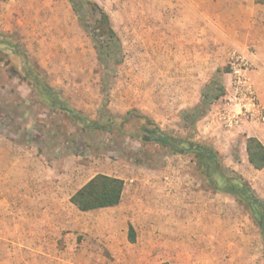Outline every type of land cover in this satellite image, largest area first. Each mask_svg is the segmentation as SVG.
Segmentation results:
<instances>
[{
    "label": "rangeland",
    "instance_id": "1",
    "mask_svg": "<svg viewBox=\"0 0 264 264\" xmlns=\"http://www.w3.org/2000/svg\"><path fill=\"white\" fill-rule=\"evenodd\" d=\"M88 1L109 15L119 38L120 49L109 58L104 67L106 70L99 62L92 36L84 27V23L90 28L96 26L100 16L85 0L81 15L75 12L70 0H0L2 138L27 146L29 152L43 160L46 172L74 176L76 189L99 174L129 180L138 175L164 178L167 175L174 177L173 173H177V177L191 181L195 188L211 191L197 169V159L193 155L171 154L157 144L140 140L145 122L141 117L148 118L177 139L189 136L182 112L201 103L203 93L208 91L213 80L227 88V61L221 65L220 59L214 64L211 76L200 89L199 102L170 101L169 95L173 94L170 91L177 95L183 92L179 87L166 86L169 73L165 70L164 58L159 62L156 60L154 65L153 49L175 50L182 44L175 41L177 34L173 33L171 37L173 23L163 22V18L154 19V10L163 14L164 8L153 7L151 0ZM191 31L183 36L179 34V37L184 41L186 36L193 40L200 38L201 32ZM155 32L159 38L156 43L153 41ZM103 40H106L105 36ZM255 42L257 39H244L241 33L235 42L225 44L224 56L234 46L254 55ZM254 62L253 71L258 72L260 68ZM39 83L48 84L55 91L53 100L45 95ZM184 91L193 94L196 89L191 85ZM197 91L199 93V88ZM64 106L78 117H72ZM222 106L221 100L213 101L207 115ZM108 117L113 118L108 130L91 129L95 122L106 126L105 118ZM9 118H12L10 122ZM200 121L194 140L214 146L222 155L225 167L239 173L264 200V169L255 170L246 152L248 137H256L264 143V122H248L233 130L216 122L214 129L218 135L211 137L204 131L200 133ZM200 130L204 129L201 127ZM230 198L235 208V226L229 237L232 244L228 254L220 255L218 264H264L261 229L235 198ZM84 216L76 210V217ZM122 232L117 230L114 235L117 244L123 237ZM104 233H98L96 229L75 235L76 241L69 250L78 252L85 241L109 239L107 232ZM4 249L0 245V255ZM95 249L102 250L108 258L131 252L122 245L93 246ZM11 253L6 254L16 261L7 264H24L16 252Z\"/></svg>",
    "mask_w": 264,
    "mask_h": 264
},
{
    "label": "crops",
    "instance_id": "2",
    "mask_svg": "<svg viewBox=\"0 0 264 264\" xmlns=\"http://www.w3.org/2000/svg\"><path fill=\"white\" fill-rule=\"evenodd\" d=\"M151 1L153 7L164 8L163 14L154 10L155 21L163 18V22L173 23L171 37L177 34L175 41L182 44L175 50L153 49L154 65L164 58L169 73L166 86L179 87L183 92L177 95L170 91V101L199 102L200 89L211 76L214 64L220 59L221 65L228 62L225 44L235 42L242 33L244 39H257L254 55L236 47L248 53L260 68L252 71L251 78L264 105V2ZM193 29L201 32L200 38L186 36L184 41L179 37ZM153 37L156 43V32ZM229 82L230 77L225 87ZM191 85L196 89L193 94L184 91ZM216 122V112L206 115L200 121V133L217 136ZM27 149L0 134V245L5 247L0 264L16 261L7 256L8 252H16L24 264H218L220 255L228 254L232 244L229 237L235 226L230 195L195 188L177 173L168 182L162 176L138 175L129 180L120 178L125 185L119 205L82 212L71 198L91 179L76 189L74 176L46 172L43 160ZM76 210L85 216L76 217ZM130 228L134 242L129 239ZM96 229L98 233L107 232L109 239L85 241L78 252L69 250L76 241L75 235ZM101 229L105 231L100 232ZM117 230L123 236L119 244L114 238ZM121 245L131 252L108 258L102 250H93V246Z\"/></svg>",
    "mask_w": 264,
    "mask_h": 264
},
{
    "label": "trees",
    "instance_id": "3",
    "mask_svg": "<svg viewBox=\"0 0 264 264\" xmlns=\"http://www.w3.org/2000/svg\"><path fill=\"white\" fill-rule=\"evenodd\" d=\"M75 12L82 13L84 0H70ZM86 4L92 5L99 14L96 26L90 28L86 23L84 27L89 31L95 43V49L99 62L104 68L108 60L114 57L120 49L119 38L113 28L109 15L97 4L85 0ZM106 40H103V37ZM1 40V39H0ZM105 69V68H104ZM106 70V69H105ZM106 79V77H104ZM213 84L208 86V91L203 93V99L199 105L192 110L182 112L181 118L186 123L190 135L177 139L167 134L162 128L156 126L144 117L145 120L140 140L143 143H154L162 150L171 154H191L197 159V169L201 173L210 190L214 193H222L233 196L236 202L252 217L254 223L261 229L264 240V200L258 196L256 191L235 171L228 170L223 161L222 155L210 143H200L194 140L193 135L197 131V123L206 115L213 101L220 100L225 94V88L213 80ZM39 87L51 100L54 99L55 91L45 83H39ZM65 107V106H64ZM66 108V107H65ZM67 109V108H66ZM69 114L78 117L71 109ZM112 117L105 118L106 126L93 123L92 130H108ZM112 127V124L110 125ZM246 152L251 166L258 171L264 169V143L256 137L246 139ZM125 182L118 177L99 174L92 178L85 186L78 190L71 198V202L82 212L95 211L115 207L121 203ZM129 239L135 241V235L130 228Z\"/></svg>",
    "mask_w": 264,
    "mask_h": 264
},
{
    "label": "built area",
    "instance_id": "4",
    "mask_svg": "<svg viewBox=\"0 0 264 264\" xmlns=\"http://www.w3.org/2000/svg\"><path fill=\"white\" fill-rule=\"evenodd\" d=\"M227 67L230 82L220 99L223 106L216 112L218 122L227 130L248 122H264V105L251 78L254 60L245 51L233 47L229 50ZM165 180L171 181V175L165 176Z\"/></svg>",
    "mask_w": 264,
    "mask_h": 264
}]
</instances>
